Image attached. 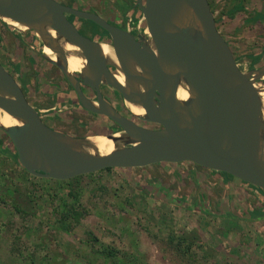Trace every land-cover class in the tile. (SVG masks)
<instances>
[{"label":"water","instance_id":"95a60500","mask_svg":"<svg viewBox=\"0 0 264 264\" xmlns=\"http://www.w3.org/2000/svg\"><path fill=\"white\" fill-rule=\"evenodd\" d=\"M136 5L146 23L138 34L130 20L128 27H120L99 13L59 0H0V18L19 31L34 32L42 43L41 54L63 72L82 107L121 127L103 134L114 144L106 154L93 135L75 136L50 127L0 61V109L17 121L8 127L0 123V128L20 164L35 176L64 181L106 168L192 162L264 190V85L258 84L264 65L240 68L209 0H137ZM69 15L106 30L116 60L105 53L102 41L81 33ZM71 53L84 60L76 71L80 80L69 70ZM81 81L96 90V101L85 96ZM101 84L119 90L126 105L144 109L141 115L133 112L135 116L161 127L139 125L121 114L104 99ZM181 90L188 93L186 99L180 97Z\"/></svg>","mask_w":264,"mask_h":264},{"label":"rangeland","instance_id":"374dc122","mask_svg":"<svg viewBox=\"0 0 264 264\" xmlns=\"http://www.w3.org/2000/svg\"><path fill=\"white\" fill-rule=\"evenodd\" d=\"M229 1L217 0L220 7ZM79 2L111 20L121 18L115 13L116 0ZM253 4L256 10H264L260 1ZM214 14L217 17L219 9ZM244 17L239 13L217 25L240 59V68L248 71L260 67L246 55L264 48V22L237 29ZM143 24L142 30L145 21ZM31 44L42 47L34 32L19 31L0 18V59L26 85L29 99L45 121L73 135L106 134V119L102 122L101 117L80 111L59 93L67 82ZM258 84L264 85V79ZM107 93L116 105L134 115L117 92L107 88ZM1 145L12 148L4 131H0ZM90 174L64 181L39 177L23 171L0 152V264H112L98 252L100 243L115 247L119 258L133 264H264V219L220 214H244L242 210L251 205L264 208L249 184L232 180L227 190L215 171L191 162H160ZM8 186L20 192L9 195ZM74 190L81 192L78 207L88 214L65 232L57 221L59 204L61 198L72 202L69 191ZM173 191L181 201L171 197ZM28 194L33 199L31 210L25 206ZM14 203L28 212L17 211ZM205 209L218 215L203 212ZM89 231L99 242L90 240ZM192 231L199 240L189 254L176 251L168 241Z\"/></svg>","mask_w":264,"mask_h":264},{"label":"trees","instance_id":"16d2710c","mask_svg":"<svg viewBox=\"0 0 264 264\" xmlns=\"http://www.w3.org/2000/svg\"><path fill=\"white\" fill-rule=\"evenodd\" d=\"M258 1L261 2V5H263V8H264V0H258ZM209 2H210L211 8L214 13L216 12L217 9H219V15L216 17L217 24L219 23V21H222L225 19H234L239 13H244L245 17L242 18L237 29H240L243 25H246V24H255L259 22H264V10H260V11L256 10L253 4L254 0H230L228 4H225L222 7H220L221 5L218 4L217 0H209ZM135 3H136V0L118 1L117 8L119 9L120 12L126 13L129 9L133 8ZM140 17H141V11L139 14L136 15V20H139ZM82 21L86 29L97 32L98 29L100 28L99 25H97L91 20L90 21L82 20ZM143 26H145V24H143ZM104 32L106 35H108V32L106 30H104ZM37 49H38L39 54L42 53V47L37 48ZM246 56L250 60H252V63L254 66H256L257 64L260 66L264 65V48H259L258 50H255L253 53L247 54ZM236 60L237 62H239L240 59L236 57ZM22 87L26 91V85L24 83H22ZM0 131H3V130L0 128ZM10 143H11L12 148H8L5 145H1L0 152L5 153L7 157L11 159V161L14 164L20 166L23 169V171L27 172V170H25V168H23V166L20 164L18 160V154L11 140H10ZM196 166L202 168L199 165H196ZM111 169L113 168H106L101 171H109ZM217 173L220 174L219 175L220 178L227 185L225 188L229 190L231 188L229 187L231 183L230 180L233 179V176L227 173H224V172H217ZM80 177H82V175L75 177L73 179H77ZM188 178L191 180L192 177L190 178V174H188L187 179ZM252 188L255 190V192H257L256 198L264 202V190L255 188V187H252ZM6 190L9 195L11 194L14 195V193L20 192L18 188L10 187V186H8ZM69 194L71 195L73 199L72 202H69L61 198L62 202H60L59 204V211H58V216H57V221L60 223L62 230L65 232H70V228L72 224L74 222L77 224L80 223L81 219L88 214V211L85 208L78 207V205H80L81 192L79 190H74V191H69ZM171 195L173 199L177 197V195L175 194V191H173ZM26 196L30 198L29 194ZM1 199L5 201L4 198H1ZM176 199L181 201L179 197H177ZM32 201L33 199L30 198L28 202L25 204V206H27L30 210L33 208ZM13 206L19 212H22V213L28 212L27 211L28 209L21 208L22 205L19 203H14ZM242 211H245V213L243 214L240 211L239 214H236V213L229 211V212H223L220 214L223 217H230L229 214H234L235 215L234 218H239V219L243 218L244 215L248 214L249 219L250 218L255 219V220L264 219V208H261V206L259 208H255L254 206L251 205L243 209ZM203 212L218 215V213H214L207 209H205ZM87 234L89 235V238L91 241L99 242L98 238L91 231H89ZM168 239H169L168 240L169 243H172L174 245V248L176 251L182 252V253L186 252L189 254L192 251L193 244L194 243L196 244L198 242L199 235L197 234L196 231H192V232H185V234L179 236V238L177 239L176 238H168ZM118 251L119 250L116 249L115 247L108 245V244H102V243H100V247L98 248V252L101 255H103L112 264H133L131 262H127L126 260H123L122 258H119Z\"/></svg>","mask_w":264,"mask_h":264},{"label":"flooded vegetation","instance_id":"af4514ba","mask_svg":"<svg viewBox=\"0 0 264 264\" xmlns=\"http://www.w3.org/2000/svg\"><path fill=\"white\" fill-rule=\"evenodd\" d=\"M59 1H61L62 3H64V4H68V5H71V6H75L76 8H80V9H85V10H90V11H94V12H96V13H99V12H97V11H95V10H93V9H91V8H85L84 6H81V5H79L78 3H77V1L75 2V0H70V1H72V3H68V2H65L64 0H59ZM117 1V5H116V10H117V12H115L116 13V15H118V16H121V18H119V17H117V18H112L113 20H111V18H110V16H106V15H102L101 13H99L100 15H102L105 19H107L110 23H112V24H114V25H118V26H120V27H124V28H126V27H128V20H130L131 21V24L132 23H134L133 24V33H135V34H138L140 31H143L142 30V24H143V22L145 21V20H143L142 19V12H141V18H140V20H136V16H135V14L136 13H138V12H140L141 10H140V8L136 5V3L134 4V6H133V8L132 9H129L126 13H123V14H121L120 12H119V9L117 8V6H118V1H125V0H116ZM137 1V0H136ZM132 14V15H131ZM69 19L70 20H72L76 25H77V27L79 28V30H80V32L81 33H83L84 35H86V36H88V37H90V38H92V39H96V40H99V41H102V42H107V43H109L111 40H110V37H109V35H106L105 34V32H104V29H102L101 27L98 29V31L97 32H94V31H92V30H89V29H86L85 28V26L83 25V21L82 20H85V21H90V20H86V19H81V18H78V17H75V16H72V15H69ZM77 20H80L81 21V23L82 24H78V21ZM115 23H114V22ZM95 23V22H94ZM140 24V28L141 29H139L138 28V25ZM82 30H84V31H82ZM23 41H25V39L23 40ZM32 48L34 49V50H37V46H36V44H35V47H33L32 46ZM0 61H1V59H0ZM49 62V61H48ZM1 63L6 67V69L7 70H9V67L7 66V65H5L4 63H3V61H1ZM50 63V62H49ZM52 64V63H51ZM53 65V64H52ZM54 67H56L57 69H58V71L60 72V75L65 79V81L67 82V87H65L64 88V90H62V92H59V93H61L62 94V96H64V97H67V102H70V100H71V103L72 104H74L80 111H83V112H85V113H90V114H94V115H97V116H99V117H101V121L102 122H104L105 120L104 119H106V121L108 122V126L106 127V128H104V132L106 133V134H109V133H112V132H116V131H119V130H121V127L116 123V122H114L112 119H110L109 117H107V116H105V115H102V114H97V113H94V112H92V111H89V110H87V109H85L84 107H82V105H81V103H80V101H79V96H78V93L76 92V90H75V88L72 86V84L67 80V78L65 77V75L63 74V72L57 67V66H55V65H53ZM110 69L112 70V71H115V68L114 67H110ZM11 73H13L12 71H11V69L9 70ZM14 74V73H13ZM74 75L76 76V78L77 79H79L80 80V76H79V73L78 72H75L74 73ZM15 76V75H14ZM16 77V76H15ZM17 78V80H18V82L21 84V86H22V83L23 82H21V79H19L18 77H16ZM81 89H82V91H83V93L85 94V96H87L88 98H90V99H92V100H97V92H96V90H94L93 88H91L90 86H88V85H86V84H84L82 81H81ZM107 88H111V89H113L115 92H117L118 94H119V96H120V98L122 99V100H124L123 99V96H122V94L120 93V91L119 90H117V89H115V88H113V87H111V86H108V85H104V84H101L100 85V90H101V94L103 95V97H104V99L105 100H107V101H109L121 114H123L124 116H126V117H128V118H130V119H133L136 123H138L139 125H143V126H146V127H149V128H160L161 126H159L158 124H156V123H153V122H148V121H144V120H142L141 118H139V117H137V116H135V115H130L128 112H126V110H123V109H121L118 105H116L113 101H112V99H111V97H110V95L107 93ZM24 89V88H23ZM25 91V90H24ZM25 94H26V96L28 97V94H27V91H25ZM60 96V95H59ZM52 98L54 99V100H56V98L57 97H55L54 95H52ZM28 99H29V97H28ZM29 101L32 103V101L29 99ZM57 101V100H56ZM33 104V103H32ZM34 105V104H33ZM35 107H37L36 105H35ZM38 109V108H37ZM41 114V117H42V119L44 120V122L46 123V124H48L49 125V123L47 122V121H45V119L43 118V115H42V113H40ZM82 122H84L83 120H82ZM109 122H111V124H109ZM84 124V123H83ZM82 124V127H86V125H83ZM50 127H52L51 125H49ZM89 126V125H88ZM52 128H54V127H52ZM55 129V128H54ZM56 130H58V129H56ZM59 131H62V130H59ZM63 132H65V131H63ZM66 133H68V132H66ZM73 135V134H72ZM75 136H88V134H85V135H75ZM182 164L183 163H186V162H181ZM192 163V162H191ZM194 164V163H193ZM202 167V166H201ZM203 168V167H202ZM205 169H207V168H205ZM207 170H209V169H207ZM215 173L216 174H218V175H220L219 173H217L216 171H215ZM219 178H220V176H219ZM221 179V178H220ZM233 181H238V178H236V177H233V179H232ZM232 180H230V181H232ZM240 180V179H239ZM223 181V180H222ZM240 181H242V180H240ZM224 182V181H223ZM244 182V181H243ZM225 183V182H224ZM246 183V182H245ZM248 184V183H247ZM226 185V184H225ZM250 185V184H249ZM250 186H252V185H250ZM252 187H254V186H252ZM256 188V187H255Z\"/></svg>","mask_w":264,"mask_h":264},{"label":"bare ground","instance_id":"6f19581e","mask_svg":"<svg viewBox=\"0 0 264 264\" xmlns=\"http://www.w3.org/2000/svg\"><path fill=\"white\" fill-rule=\"evenodd\" d=\"M11 24L16 25L22 29H25L26 27L24 26H20L17 25V23L11 22L9 21ZM147 32V30H146ZM103 49L105 51V53L114 61L116 60L115 58V54L113 51V48L107 44L106 42H103L102 44ZM66 49L69 51L73 50V47L69 44L65 45ZM44 52L52 57L55 58V55L53 53V51L48 48L45 47L44 48ZM83 62L84 60L80 57L75 56L74 54H70L69 55V70L71 72H76L79 71L82 67H83ZM118 78L123 81L124 80V76L122 74H118ZM261 96H262V100H263V112H264V90L261 91ZM180 97L182 99H186L188 97V93L184 90L180 91ZM128 107L130 108V110L132 112H134L135 114L141 115L144 114V109L143 108H139L131 103H127ZM0 123L3 124L4 126L8 127L14 124H17V121L15 119H13L12 117H10L8 114H6L2 109H0ZM95 144L97 145V147L101 150V152L103 153H109L113 150L114 148V144L113 141L108 139L106 136H103V134H93L92 138H91Z\"/></svg>","mask_w":264,"mask_h":264},{"label":"crops","instance_id":"0c3cea01","mask_svg":"<svg viewBox=\"0 0 264 264\" xmlns=\"http://www.w3.org/2000/svg\"><path fill=\"white\" fill-rule=\"evenodd\" d=\"M75 1H77V3H78L79 5H81V6H85L84 2H83V3H82V2H81V3L79 2V1H81V0H79V1H78V0H75ZM119 12H120V11H119ZM120 13L123 14V12H120ZM33 59H34V58H33ZM34 106H35V105H34ZM36 108H37V107H36ZM38 110H39V109H38Z\"/></svg>","mask_w":264,"mask_h":264},{"label":"built area","instance_id":"2783aa9c","mask_svg":"<svg viewBox=\"0 0 264 264\" xmlns=\"http://www.w3.org/2000/svg\"><path fill=\"white\" fill-rule=\"evenodd\" d=\"M138 28L141 29V28H140V24L138 25Z\"/></svg>","mask_w":264,"mask_h":264}]
</instances>
